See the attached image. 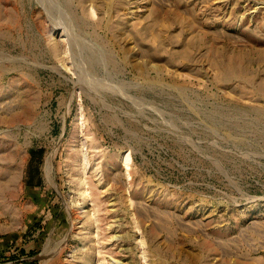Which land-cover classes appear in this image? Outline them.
<instances>
[{"label": "rangeland", "instance_id": "1", "mask_svg": "<svg viewBox=\"0 0 264 264\" xmlns=\"http://www.w3.org/2000/svg\"><path fill=\"white\" fill-rule=\"evenodd\" d=\"M0 264H264V0H0Z\"/></svg>", "mask_w": 264, "mask_h": 264}, {"label": "bare ground", "instance_id": "2", "mask_svg": "<svg viewBox=\"0 0 264 264\" xmlns=\"http://www.w3.org/2000/svg\"><path fill=\"white\" fill-rule=\"evenodd\" d=\"M127 167V166H126Z\"/></svg>", "mask_w": 264, "mask_h": 264}]
</instances>
